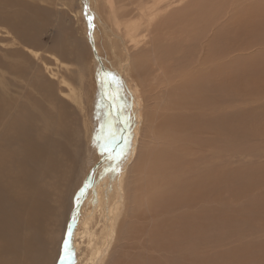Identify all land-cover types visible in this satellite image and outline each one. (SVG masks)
<instances>
[{
	"label": "bare ground",
	"instance_id": "1",
	"mask_svg": "<svg viewBox=\"0 0 264 264\" xmlns=\"http://www.w3.org/2000/svg\"><path fill=\"white\" fill-rule=\"evenodd\" d=\"M79 3L90 51L87 62L81 57L87 65L79 71L81 92L69 82L71 71L58 47H34L39 20L0 10L5 46L0 57V264H264V240L218 248L224 238L219 219H227L219 214L229 210L241 179L232 152L237 137L245 140L255 129L249 120L256 122L245 120L248 127L237 130L228 108L236 89L251 96L264 93V87L243 88L250 82L244 76L264 73V59L250 64L253 60L238 62L232 55L250 44L241 38L249 33L247 21L232 36L220 27L222 6L215 0L140 6L152 35L145 44L149 49L141 47L144 39L138 42L135 67L145 68L148 77L150 70L168 71L164 109L169 115L154 125L160 127L161 145H150L149 139L135 163V176L128 177L127 164L148 121L140 109L146 87L131 64L133 35L128 25L120 32L110 17L116 15L112 1ZM86 73L97 89L94 98L92 90L82 98ZM63 90L77 105L82 130L76 113L66 109ZM90 108L103 114L108 127L95 157L87 149L79 152L76 137L93 135ZM253 215V225L264 222L258 212Z\"/></svg>",
	"mask_w": 264,
	"mask_h": 264
},
{
	"label": "rangeland",
	"instance_id": "2",
	"mask_svg": "<svg viewBox=\"0 0 264 264\" xmlns=\"http://www.w3.org/2000/svg\"><path fill=\"white\" fill-rule=\"evenodd\" d=\"M0 1H8L6 5H0V10L7 12L11 16L21 15L23 17H30L33 15L36 17V19L39 20L41 25L39 43L35 44L34 47L39 48L42 51H44V49L52 50L53 48L58 47V51L63 56L61 57V59L65 63V64L63 63L64 66L66 65L67 68L68 69L70 68L69 70L71 71L70 73L67 74L69 78V82H71V84L73 85L75 92L76 91L78 92V90L79 92H81L79 71L82 68L85 70L87 69V65H85V62L83 63L81 62L82 61L81 57H83V59L87 62L90 51L86 41L87 38L85 36L86 34L84 31V24H83L84 22L80 14L79 0H0ZM100 1H104V0H100ZM110 1H112V4L116 9V15H114V17L110 15V17L115 19L116 25L118 24V26L120 27V32L123 33L126 30V25H128L131 28L130 32L131 35H133L131 36L133 38L130 45L131 46L130 49H131L132 57L134 59L131 62L132 69L135 76H137L135 70L142 76L143 84L146 87V93L143 96L140 95L142 97L141 100H143L146 96V102L141 103L140 109H142V112L146 114L148 121L144 129L145 133L143 132L142 135L139 136L137 150L135 149V154L133 157L134 160L131 159L129 161L131 163L128 162L127 164V168H128L127 171L129 173V174L127 173V176L129 177L132 175L131 177H134L136 174L135 171L133 170L136 167L135 163H137L139 154L142 151V149H144V146L148 143V140L152 139L151 141L153 142L150 141L149 142L150 145L154 144L157 148L161 145V143L157 141L159 140L158 135H159L160 127L156 129L154 125L156 124L160 125L158 121L160 120L162 121L164 117L169 115L168 111L164 109L165 100H169V99L164 96L165 94H167L165 86L169 85L166 84V82H168L167 81L168 77L170 79V74L166 69H158L157 71L159 72V74L150 70L151 71L150 76L148 77L147 76L148 72L146 71L145 68H143L142 71L140 72L135 67V64L139 61V60H135L136 56L138 55V51L141 50V47H143V45H144L143 48L146 50L150 48L149 47L150 44H148V47L145 46V44L147 43L149 38H151L150 35H152L149 32H147L148 31L147 24L149 22L148 21L149 17H146V15L140 13L141 12L140 6L143 4H147L148 1H159V0H110ZM160 1H179V0H160ZM184 1H196V0H184ZM203 1H214V0H203ZM215 1L220 2V7L222 6L220 9L221 12H220V20H219V22L221 23L220 27L222 31H224L225 29H230L225 31L227 33H231L232 36H235L236 34H240V29H242L241 26L244 27L243 24L245 21H247L246 22L247 26L245 25L244 29H247V32L249 31V33L245 35V33L242 32L241 38L242 40L250 41V44L248 45L249 48H247L248 46L236 48V50L232 54L234 59H236L238 62H248L250 60H253L250 64L256 61V58L262 57V59H264V23L261 22L262 19L264 18V0H215ZM103 4L104 2H102V5ZM234 9L235 11H233ZM104 11L105 14L109 16L108 11L106 9H104ZM225 16H227V18ZM231 17H234V19ZM132 22L134 23L136 22V23L134 24ZM137 25L141 27H139V29L137 28L135 29V26L137 27ZM141 39H144V41H141L140 43ZM136 43H138L137 47L135 46ZM3 47L5 46L3 45V42L0 39L1 58H3ZM175 64L177 65L178 63ZM241 65L242 64H240V66ZM256 65L258 66V64ZM260 69H263V66ZM87 74L88 73H86V75ZM257 75L260 77L256 78ZM261 75L259 74H256L254 76L251 75L253 77H251L250 75L244 76L243 80L250 82H248L249 85H247L248 86L247 89H246L247 86L243 88H245L246 91H251L252 89L254 90L264 87V73H262ZM181 80H182V75H179L177 81L180 82ZM85 83L88 84L87 87H85L86 88V90H84L85 92L83 91L84 95L82 96V98L85 96L87 90L88 91L92 90L90 91L91 92L90 95L92 94V97L95 96L94 93L97 91V89L94 82L92 81L91 74L87 75L85 79ZM77 87H79V89ZM153 87L156 88L153 89ZM161 87H163V89H161ZM240 88H242V86ZM63 92L64 94L62 95L66 100H68L69 103L66 109L69 112L76 113V116L78 117L77 128L82 130L84 128V124H82L83 120L79 117V115H77L78 114L77 112L78 109L76 108L77 105L75 104V102H73L74 101L73 99L67 96V90H63ZM235 92H236L235 95L236 97L234 99L233 105L228 109L234 112V116H235L234 124L237 127V130H241L243 128L248 127V121L245 120L251 119V120H255L256 122L251 123V121L249 120V125L255 129L252 130L251 134H249L245 140H242L241 138L239 139L237 137V141L234 146L235 149H233L232 152L233 155L235 154L234 156L232 155V162H233L232 165L234 170H236V176H240L238 178L241 179L236 183V189L234 191V195L231 197L232 202L230 207L228 208L229 210L227 209L221 210L220 211L221 213L219 214L220 218L222 217V215L223 216L226 215L225 217L227 218L221 220L219 219V226H218L220 228L219 236L222 235L221 239L224 237L221 240L222 243L218 247L219 251L222 249H226V247L228 249L229 246L239 244V242L252 243L255 242L256 240L257 241L264 240V222L259 220L258 221L259 225H253L255 224V221L252 222L254 219L251 218L254 216L253 214H256L258 212L264 219V208H262L263 205H261V203L264 204V202H262V199L264 201V93L260 95L251 96L248 93L247 95L241 94L237 89ZM73 103L75 104V106L73 105ZM75 108L77 109L76 111H74ZM90 109H89V113L91 117L89 116L90 118L88 120L89 123L88 128L92 127L91 128L92 130L89 129V131L90 130L91 132L93 131L92 132L93 135L91 134L92 136L91 137L88 136V134L86 135V133L84 132L87 138L90 139L91 137L90 140L89 139L87 140V138L84 137L85 135H83L80 132L79 134L81 137L79 136V134L76 136L77 145L80 153L81 151L83 152L85 149H87L88 152L92 151L89 152L90 154L96 155L99 149L101 148V146H103L106 142V137H107L106 128L108 127L106 125V121L104 119H101L103 118L102 116L103 114L101 115L100 114L101 112L98 114L94 108H90ZM93 111L96 114L92 113ZM184 112H188V111L185 110ZM154 114L156 115L154 116ZM247 115L249 116V118H247ZM157 116L159 117L158 120L156 119ZM96 117L97 119H94ZM98 118L101 120H99ZM98 120L100 121V124L101 122H103L102 124L103 127L99 126L100 124ZM96 121L97 124H95ZM155 130H157L158 133L156 132L155 133L156 135L153 138L152 131L154 132ZM89 131L88 133L90 135ZM98 137H100V139ZM146 137L148 138L147 141H146ZM84 140L87 143L84 142ZM91 140H94V142L91 143ZM90 156L93 157L92 155ZM79 163L81 164V162ZM246 169H248L249 172L246 171ZM131 179L132 178H130V180ZM259 199L260 201H258ZM246 207L247 209H245ZM258 209L260 211H258ZM120 210H121V206L118 205L116 211H120ZM245 216L248 217L244 219H240L241 217H245ZM247 227L249 229H247ZM243 233H245L246 235ZM231 238L236 241L233 242Z\"/></svg>",
	"mask_w": 264,
	"mask_h": 264
},
{
	"label": "snow or ice",
	"instance_id": "3",
	"mask_svg": "<svg viewBox=\"0 0 264 264\" xmlns=\"http://www.w3.org/2000/svg\"><path fill=\"white\" fill-rule=\"evenodd\" d=\"M91 20V18H89V21Z\"/></svg>",
	"mask_w": 264,
	"mask_h": 264
}]
</instances>
